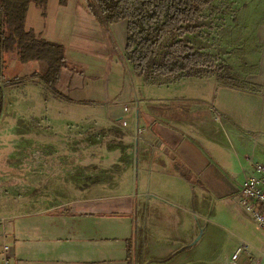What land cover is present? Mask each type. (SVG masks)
Masks as SVG:
<instances>
[{
    "label": "crops",
    "instance_id": "obj_1",
    "mask_svg": "<svg viewBox=\"0 0 264 264\" xmlns=\"http://www.w3.org/2000/svg\"><path fill=\"white\" fill-rule=\"evenodd\" d=\"M84 16L67 43L35 29L66 49L61 95L47 99L74 105L68 107L78 125H113L136 144V162L125 170L128 190L41 187L21 181L23 167L0 170V250L5 232L12 264H233L236 250L231 257L219 253L213 223H234L253 245L251 217L241 218L232 201L247 159L264 162V43L253 53L252 73L232 71L247 87L222 84L216 74L153 86L135 75L126 56L127 22L106 26L89 11ZM257 35L264 42V28ZM40 100L48 114L45 96ZM255 255L242 253L235 264H260Z\"/></svg>",
    "mask_w": 264,
    "mask_h": 264
},
{
    "label": "rangeland",
    "instance_id": "obj_2",
    "mask_svg": "<svg viewBox=\"0 0 264 264\" xmlns=\"http://www.w3.org/2000/svg\"><path fill=\"white\" fill-rule=\"evenodd\" d=\"M87 3L88 0H47L43 8L31 4L26 27L34 31L43 27L49 37L67 43L78 32L76 28L83 24ZM201 22L202 29L190 35L198 50L210 56L216 65L229 66L238 75L248 76L253 72V53L262 49L264 43L258 41L257 35L264 28V0H212L203 10ZM68 53L74 65L72 52ZM5 56L0 117V156L5 162L0 164V170L23 167L21 181L25 183L26 177V182L33 180L41 187H54L57 182H64L66 188L85 189L98 185L96 192L100 195L127 191L130 176L125 170L136 162V144L122 141L116 131H112L111 128L118 130L113 125L82 126L85 122L78 125L79 116L73 115V108L68 107L74 105L68 100L47 99L51 89L40 78L31 76L42 67L46 68L45 63L14 62L11 61L14 53ZM89 56L88 60L94 62L90 53ZM42 96L46 98L48 114L41 106ZM62 103L63 106H59ZM118 203L120 201L113 204ZM152 207L150 205V213L146 211V217L151 214L152 218ZM232 208L239 210L235 206ZM244 214L241 218L249 217ZM236 220L240 222L239 217ZM247 220L246 230L253 231V246L264 251V228L251 218ZM229 224L223 220L213 223V235L223 244L218 248L219 253L231 257L245 235L234 223ZM203 230L204 227L200 228L199 234L202 235ZM253 253L257 254L255 263L264 264V256Z\"/></svg>",
    "mask_w": 264,
    "mask_h": 264
},
{
    "label": "trees",
    "instance_id": "obj_3",
    "mask_svg": "<svg viewBox=\"0 0 264 264\" xmlns=\"http://www.w3.org/2000/svg\"><path fill=\"white\" fill-rule=\"evenodd\" d=\"M212 0H88V11L110 26L127 22L125 53L137 77L153 86L190 77L216 74L220 83L242 85L229 66L218 64L198 50L190 35L202 29V12ZM31 4L47 0H0V117L3 111L4 56L14 53L21 63L47 65L40 79L58 96L57 84L67 65L65 46L27 29ZM37 73L31 74L36 76ZM124 141L121 130L111 128Z\"/></svg>",
    "mask_w": 264,
    "mask_h": 264
},
{
    "label": "built area",
    "instance_id": "obj_4",
    "mask_svg": "<svg viewBox=\"0 0 264 264\" xmlns=\"http://www.w3.org/2000/svg\"><path fill=\"white\" fill-rule=\"evenodd\" d=\"M133 104L137 105L138 100L134 99ZM122 126H127L126 120L122 121ZM247 160L248 164L242 169L244 180L232 202L233 206L250 216L258 225L264 228V162L255 161L253 157H249ZM2 239L0 264H12L11 246L6 241L5 232L2 234ZM254 251L258 252L262 257L264 256L263 250L241 239L235 253L231 257V262L235 264L242 253H247L250 256Z\"/></svg>",
    "mask_w": 264,
    "mask_h": 264
}]
</instances>
